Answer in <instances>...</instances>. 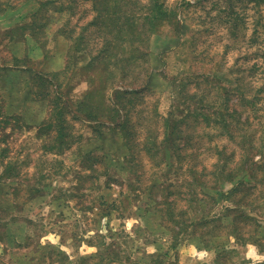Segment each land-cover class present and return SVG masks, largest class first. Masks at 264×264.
I'll return each instance as SVG.
<instances>
[{"label": "rangeland", "instance_id": "obj_1", "mask_svg": "<svg viewBox=\"0 0 264 264\" xmlns=\"http://www.w3.org/2000/svg\"><path fill=\"white\" fill-rule=\"evenodd\" d=\"M160 1L0 0V264H264V0Z\"/></svg>", "mask_w": 264, "mask_h": 264}, {"label": "trees", "instance_id": "obj_2", "mask_svg": "<svg viewBox=\"0 0 264 264\" xmlns=\"http://www.w3.org/2000/svg\"><path fill=\"white\" fill-rule=\"evenodd\" d=\"M96 1H99V0H96ZM161 3H160V7L158 8V9H161V6H163V0H161L160 1ZM96 4V3H95ZM103 11V15L102 16H105V18L102 20L101 19V17L100 16H96V18L98 17H100V22H97V21H94V20H92V21H90V23L91 22H93V23H95V25L96 26H99V25H101V24H104L107 20H108V18L106 17V14H108V15H115L116 14V10H114L112 13H109L108 12V10H102ZM119 16H124V13H122V14H119L117 17H119ZM132 17H134V16H132ZM104 43H105V46L106 45H108L107 44V37H104ZM102 51H103V48H101V50L99 51V53L98 54H95L93 57H92V59H95V58H99L100 56H102L103 55V53H102ZM113 58H114V56H116V53H113ZM128 60H130V59H128ZM107 61H108V58H107ZM107 61H105V63L103 64L104 65V68L105 69H107V68H109L106 64L108 63ZM90 63H92V61L90 62ZM102 69V68H101ZM113 69H109L108 70V73H110L111 71H112ZM36 76H38V77H40V75H38V74H35ZM107 76L108 75H106V76H104V78L102 79V81H107ZM143 86V87H142ZM141 87H139L138 89H144V88H146V85H142ZM107 90L108 89H105V92H104V97H105V100L107 101V102H109V101H113L114 102V93H110L109 91H108V94H107ZM123 92H130V91H127V90H122ZM138 91H140V90H138ZM117 92H119V90H115V93H117ZM94 92H92V90H89V92H88V94H86L87 96H90V95H92ZM59 95V94H58ZM116 95V94H115ZM86 96V97H87ZM228 96V95H227ZM241 98L243 99L244 98V95H241ZM84 100H80V101H78V104H81V105H83L84 104ZM110 103V102H109ZM199 108H202V106H200ZM110 109L111 110H113L114 112L116 111H118L120 108H116V102H114V105L113 106H111L110 105ZM224 109H227V110H229V111H231V112H233V111H236L235 109H233V111L232 110H230V106H229V103H228V100H226V104H225V106H224ZM85 116H87V117H89V118H97L98 116H95V115H91V113H87V114H85ZM112 118V117H111ZM111 118H109V119H111ZM110 121V120H109ZM60 122H61V124L62 123H64L65 122V117H62V120H60ZM114 123V122H113ZM116 124H124L123 122H120V121H117V123ZM64 125V124H63ZM179 136V133H176V135H175V137L177 138ZM182 147H177V148H175V152H176V154H178V152H179V149H181ZM247 159V158H246ZM246 159H244V160H246ZM252 164L250 165L248 162L245 164V167L246 166H249V169L250 170H254V168L256 167V163L255 162H251ZM223 165H221L220 166V175L221 176H223L222 175V170H223V168H224V166L222 167ZM8 167V166H7ZM215 172V171H214ZM140 174V173H139ZM16 175V174H15ZM225 178H229V177H225ZM236 189V188H235ZM170 217H171V219L173 218V216H171L170 215ZM173 224H174V226H176L177 228H173V230L175 231V232H177L178 234H180L181 233V235H183L184 233H183V231H182V227H181V223H178V221H173ZM190 225H192V222H189L188 223V226H190Z\"/></svg>", "mask_w": 264, "mask_h": 264}]
</instances>
